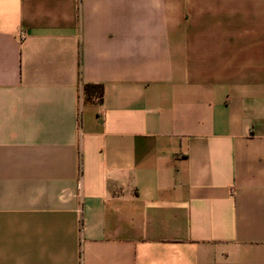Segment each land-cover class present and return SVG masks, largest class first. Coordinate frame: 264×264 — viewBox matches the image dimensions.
<instances>
[{"label":"crops","instance_id":"obj_1","mask_svg":"<svg viewBox=\"0 0 264 264\" xmlns=\"http://www.w3.org/2000/svg\"><path fill=\"white\" fill-rule=\"evenodd\" d=\"M0 264H264V0H0Z\"/></svg>","mask_w":264,"mask_h":264},{"label":"trees","instance_id":"obj_2","mask_svg":"<svg viewBox=\"0 0 264 264\" xmlns=\"http://www.w3.org/2000/svg\"><path fill=\"white\" fill-rule=\"evenodd\" d=\"M103 89L101 85L83 84L81 86V94L85 101L92 99H100L102 97Z\"/></svg>","mask_w":264,"mask_h":264}]
</instances>
